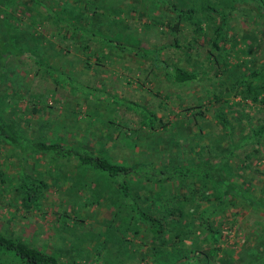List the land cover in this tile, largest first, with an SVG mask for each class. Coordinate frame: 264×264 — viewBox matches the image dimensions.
<instances>
[{"label": "rangeland", "instance_id": "374dc122", "mask_svg": "<svg viewBox=\"0 0 264 264\" xmlns=\"http://www.w3.org/2000/svg\"><path fill=\"white\" fill-rule=\"evenodd\" d=\"M170 7L176 13L194 8L201 29L181 21L172 31L166 22L174 20ZM7 10L17 47L24 43L53 71L13 54L10 69L0 75V91L12 96L0 99V122L12 136L0 138V230L76 264H171L177 248L151 240L104 171L77 161L76 152L33 146L34 152L26 142H58L64 150L73 144L127 165L147 162L155 178L169 165L194 171L207 158L219 163L240 193L227 207L225 236L210 264H255L264 253V220L251 200L264 195V133L240 143L264 126V101L245 96L240 84L264 86V0H11ZM220 14L224 20L215 49L210 36ZM136 47L146 53L154 49L165 67H158L152 54H135ZM176 67L194 71L195 77L174 81ZM218 106L226 128L213 116ZM147 111L156 116L152 127L142 121ZM21 173L46 183L37 188L39 209L18 203L14 188ZM194 177L144 181L132 173L126 180L142 208L164 214L165 235L177 231L185 247L195 248L189 261L203 264L209 242L197 222L189 225L191 242L183 224L202 209L213 186ZM178 179L190 185L180 187ZM242 189L250 190L248 197ZM165 208L179 215H168ZM116 218L126 228L124 235ZM0 264L25 263L3 253Z\"/></svg>", "mask_w": 264, "mask_h": 264}, {"label": "trees", "instance_id": "16d2710c", "mask_svg": "<svg viewBox=\"0 0 264 264\" xmlns=\"http://www.w3.org/2000/svg\"><path fill=\"white\" fill-rule=\"evenodd\" d=\"M11 0H0V36L4 34L5 37H0V75L5 74L2 73L5 69H10L9 63L10 58L8 56L10 55H25L33 59L34 62L38 63L42 66V69L44 71H48L52 73L53 69L50 65H48L42 58H39L36 55V52L32 49H26L25 44L22 43L20 47H17L15 43V38H12L15 31V27L9 26L10 19H9V13L7 10L8 5L10 4ZM170 0H168L169 2ZM89 3H86V5ZM173 7V5H171ZM171 8V7H170ZM173 10L174 20L171 22V20H167L166 22L170 25L172 31H176L179 27V23L181 21H186L188 23H191L193 25V29L199 31L200 25L199 21L194 18V8L187 7L178 9L177 13ZM210 9H213L212 7ZM177 10V9H176ZM52 15V14H51ZM220 20L217 25L212 30L211 36H210V46L215 49H219L218 46V38L221 36V26L222 21L224 20L222 14H220ZM59 21V19H57ZM13 21V20H12ZM62 21V20H60ZM66 23V22H65ZM63 22V24H65ZM65 25L70 27H75L74 25H70L66 23ZM67 29L62 25L61 29ZM73 35V34H71ZM89 35V34H88ZM19 37V35H18ZM95 38V37H94ZM221 39V38H220ZM96 40V39H95ZM99 39H97L98 41ZM112 45L114 47H122V45L119 42H113ZM16 45V46H15ZM138 53H135L137 55H144V54H152L154 55V61L156 65H159L158 67L162 68L164 65V61L161 58L157 57V52L154 49L148 48L150 50L149 53L145 52V49L141 50V48H137ZM224 57H222L223 59ZM61 73L58 72L57 76L58 78H61ZM256 73L255 70H252V74L254 75ZM13 74V72H12ZM172 78L174 81L181 82L183 80H186L188 78H194L195 72L189 71L180 67H176L173 69V72L171 73ZM64 78V77H63ZM66 83L69 82L68 85H71L70 81L64 80ZM240 91L245 94V96H249L252 100H260V102L264 101V94L259 95V91L263 90L264 86H258V85H252L249 81H246L243 85L240 84ZM232 86H234V82L232 83ZM92 89V88H91ZM220 96H216L214 99L218 100ZM0 99L7 102V100H12L11 94H8L5 91H0ZM199 111L197 110V113ZM215 120L224 128L228 126L226 123V118L223 113V110L220 106L215 109L213 114ZM156 116L152 112H144V118L143 123L147 124V126L153 125L154 119ZM228 129V128H227ZM225 129V130H227ZM228 131V130H227ZM264 133V126H260L249 135H246V139L243 138L241 140V145L246 142L250 141L252 139L258 140L259 136ZM0 138H8L9 140H12V136L5 130V124L1 120L0 122ZM246 140V141H245ZM28 141V139H27ZM25 144V141H24ZM238 144V145H240ZM26 145L30 148L31 151L34 150L36 152V149L34 148H40L42 151H48V152H76L77 155V161L80 163L87 165L91 168H94L96 170L104 171L108 177L111 179L113 185L115 186V190L117 191V195L119 196L121 203L123 207L129 211L130 216L134 219V221L139 222L140 225H143L145 231L151 235V240L154 239H160V241L164 244L171 245V247H176L177 251L173 252L176 253L174 260L171 262V264H192L191 261H189L190 256H196L195 254V248H191L190 246L185 247V242H182L180 240L179 234H177V231H173L168 235H165L166 232V219L164 214H156L151 213L150 211L145 210L142 208L134 196L132 195L130 191L129 184L126 180V176L131 175L134 173L135 175H139L142 179L141 180H156L161 178L166 179H172L173 178H180L187 177L189 175H194V179L197 177H204L206 180H208L209 183H211V186H213V190L210 193V196H205L206 203L202 207L201 210L193 211L191 213L189 219L184 222V235L186 238H190V241L195 243V239L191 236H189V225L194 224V222H197L202 230H203V237L206 238L209 242V246L207 250L205 251V261L203 264H210V261L213 257H215V254L218 249H220V238H223L225 236L224 234V221L228 220V214L226 211H228L227 207L230 204L231 201H233L239 192L235 190V186L233 183L229 182L232 180H228L223 173L220 171V166L218 162H210L209 159L205 158L201 160L202 162L195 164L197 165V169L194 171L190 169L189 165L181 166V165H169L167 168H164L163 172L165 174L163 176L159 175L157 178L154 176V169L150 167V163L144 164H124L120 163L118 161H112L109 158H107L104 155H98L89 151L88 149L84 147H78L73 144H68L64 148H62V145L58 142H50V141H42L38 140L37 142L29 144V142H26ZM34 146V148H33ZM80 148V149H79ZM256 148H252V152H257ZM145 167L149 168L147 171L145 170ZM146 168V169H147ZM155 178V179H154ZM184 179V180H186ZM180 182V187H186L190 184H187V180L185 182H182V180L178 179ZM261 181V180H260ZM192 185V184H191ZM46 186V183L43 180L37 179L33 175H30L28 173H21L20 180L18 181V184L15 186V190H17L18 194V203L24 207L25 209H39V190H42ZM39 188V190L37 189ZM250 190L242 189L243 195L245 194L247 196V192ZM215 193H217V197L215 196L214 201L209 200ZM263 194V193H262ZM248 197V196H247ZM252 204H257L259 209L261 210V213L263 215L264 220V195L258 199V200H251ZM165 213L168 215L176 216L179 215L178 211L174 208H165ZM229 213V212H228ZM116 225L115 227L117 229H120V235H124V232L126 231V228L123 227L121 224L120 219L116 218ZM133 230L137 231V228H133ZM141 230V228L139 229ZM138 230V231H139ZM175 235L179 236L178 238L175 237ZM104 239L101 240L100 246L105 245ZM197 246L196 244L194 245ZM185 247V248H184ZM197 248V247H196ZM202 251V250H201ZM225 253H229L230 250H224ZM11 254L15 256L17 259L22 261L25 264H76L72 261H66L63 260L57 256H55L52 253L46 252L45 250L40 249L39 247L35 245H31L28 242H25L21 238L11 235L10 233H7L6 231L0 230V254ZM264 254V253H263ZM262 254L261 258H259L257 261H255V264L259 261L264 260V255ZM198 257V256H197ZM250 264H254V261H251Z\"/></svg>", "mask_w": 264, "mask_h": 264}]
</instances>
